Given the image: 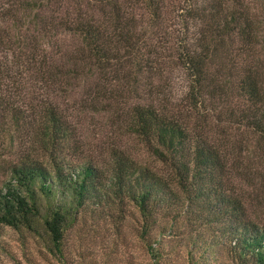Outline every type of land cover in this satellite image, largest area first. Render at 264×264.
<instances>
[{
  "label": "trees",
  "instance_id": "trees-1",
  "mask_svg": "<svg viewBox=\"0 0 264 264\" xmlns=\"http://www.w3.org/2000/svg\"><path fill=\"white\" fill-rule=\"evenodd\" d=\"M61 32L79 42L55 59L46 45ZM262 46L264 18L246 0H0V159L21 145L0 180V224L59 264L67 227L100 219L118 222L123 244L131 232L149 264H264V225L247 215L227 158L264 153ZM175 67L188 74L183 100L155 99ZM122 70L150 92L127 104L123 129L169 176L120 149L107 167L72 158L74 129L52 93L97 74L88 99L118 112ZM192 113L207 122L191 125Z\"/></svg>",
  "mask_w": 264,
  "mask_h": 264
},
{
  "label": "rangeland",
  "instance_id": "rangeland-1",
  "mask_svg": "<svg viewBox=\"0 0 264 264\" xmlns=\"http://www.w3.org/2000/svg\"><path fill=\"white\" fill-rule=\"evenodd\" d=\"M246 2L254 13L264 18V0H246ZM77 42L79 40L75 35L61 32L50 39L46 47L51 50L46 52L56 59L63 50H54V48L69 49ZM261 50H264L263 46ZM165 71L167 75H164L165 79H161L164 80V86L160 92H152L151 96L155 99L166 97L172 102H181L187 89L188 74L180 67ZM124 72L130 71L122 70L118 73V90L122 91L118 93V100L122 101L118 102V112L95 110V102L88 99L92 93L88 87H92V83L97 82V74L70 78L66 89L62 85L61 90L52 93V99L66 113L74 129L73 144L76 145V149L72 158L91 157L102 167H107L112 150L120 149L136 162L159 174L169 176L170 167L151 154L138 136L123 129L124 110L127 104L135 100L142 102L150 95L147 89H145L147 91L141 90L138 84L133 83L131 76ZM155 80L156 78L153 79ZM100 81L106 86L112 82L108 81V77ZM129 86H134V89H127ZM189 118L191 125L193 123L203 125L207 122L205 116L195 117L193 113ZM208 120L212 121L209 118ZM214 135L221 137L218 133ZM20 146L18 143L15 144L12 150L0 159V180L6 177L7 163L12 160ZM227 158L231 163V186L241 199L247 215L264 225L263 151L246 154L236 149L234 152H229ZM232 161L237 165H233ZM90 222L92 221L81 223L76 220L65 230V264H149L141 243L131 232L127 231L125 244L120 242L118 222L100 219L95 226ZM0 264L59 263L34 237L0 224Z\"/></svg>",
  "mask_w": 264,
  "mask_h": 264
}]
</instances>
